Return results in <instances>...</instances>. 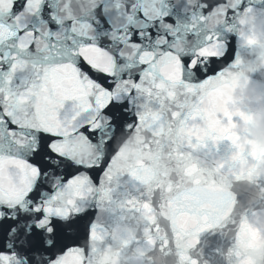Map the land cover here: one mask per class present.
Listing matches in <instances>:
<instances>
[{
	"label": "snow or ice",
	"instance_id": "snow-or-ice-1",
	"mask_svg": "<svg viewBox=\"0 0 264 264\" xmlns=\"http://www.w3.org/2000/svg\"><path fill=\"white\" fill-rule=\"evenodd\" d=\"M257 44L264 0H0V264H264Z\"/></svg>",
	"mask_w": 264,
	"mask_h": 264
},
{
	"label": "water",
	"instance_id": "water-1",
	"mask_svg": "<svg viewBox=\"0 0 264 264\" xmlns=\"http://www.w3.org/2000/svg\"><path fill=\"white\" fill-rule=\"evenodd\" d=\"M262 46V45H261ZM264 47V46H262ZM233 50H238V43L233 41ZM240 62L236 67L226 71V78L231 84L228 92L230 101L251 117L258 109H264V52H256L253 48H240ZM248 122L238 121L239 137L255 148L264 151L255 141L248 139Z\"/></svg>",
	"mask_w": 264,
	"mask_h": 264
},
{
	"label": "clouds",
	"instance_id": "clouds-1",
	"mask_svg": "<svg viewBox=\"0 0 264 264\" xmlns=\"http://www.w3.org/2000/svg\"><path fill=\"white\" fill-rule=\"evenodd\" d=\"M256 52H264V47L257 44ZM248 127V139L253 140L259 146H264V109H258L252 115V121Z\"/></svg>",
	"mask_w": 264,
	"mask_h": 264
}]
</instances>
